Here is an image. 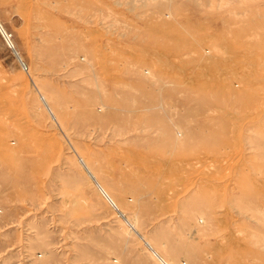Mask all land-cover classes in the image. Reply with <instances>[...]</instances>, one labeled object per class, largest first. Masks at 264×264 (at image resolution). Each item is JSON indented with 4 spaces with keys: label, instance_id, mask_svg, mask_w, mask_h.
Returning a JSON list of instances; mask_svg holds the SVG:
<instances>
[{
    "label": "rangeland",
    "instance_id": "374dc122",
    "mask_svg": "<svg viewBox=\"0 0 264 264\" xmlns=\"http://www.w3.org/2000/svg\"><path fill=\"white\" fill-rule=\"evenodd\" d=\"M0 264H264V0H0Z\"/></svg>",
    "mask_w": 264,
    "mask_h": 264
},
{
    "label": "built area",
    "instance_id": "2783aa9c",
    "mask_svg": "<svg viewBox=\"0 0 264 264\" xmlns=\"http://www.w3.org/2000/svg\"><path fill=\"white\" fill-rule=\"evenodd\" d=\"M6 38H7L6 40H9V41H10L11 36H10V35H9V36L6 35ZM8 43H9V42H8ZM9 45H10V44H9ZM11 46H12V45H11ZM25 67H26V66H25Z\"/></svg>",
    "mask_w": 264,
    "mask_h": 264
},
{
    "label": "bare ground",
    "instance_id": "6f19581e",
    "mask_svg": "<svg viewBox=\"0 0 264 264\" xmlns=\"http://www.w3.org/2000/svg\"><path fill=\"white\" fill-rule=\"evenodd\" d=\"M11 43V41H9V44Z\"/></svg>",
    "mask_w": 264,
    "mask_h": 264
}]
</instances>
